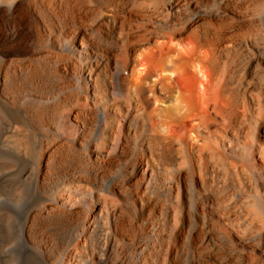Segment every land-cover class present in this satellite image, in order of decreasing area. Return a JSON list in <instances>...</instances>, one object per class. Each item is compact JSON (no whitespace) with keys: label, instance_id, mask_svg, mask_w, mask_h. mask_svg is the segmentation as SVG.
Segmentation results:
<instances>
[{"label":"bare ground","instance_id":"1","mask_svg":"<svg viewBox=\"0 0 264 264\" xmlns=\"http://www.w3.org/2000/svg\"><path fill=\"white\" fill-rule=\"evenodd\" d=\"M2 193L25 264H264V0H0Z\"/></svg>","mask_w":264,"mask_h":264},{"label":"rangeland","instance_id":"2","mask_svg":"<svg viewBox=\"0 0 264 264\" xmlns=\"http://www.w3.org/2000/svg\"><path fill=\"white\" fill-rule=\"evenodd\" d=\"M2 193L0 194V208H6L14 212V216L18 219V227L20 225L19 220L20 218H23V215L26 211V209L29 206V201L26 199H23L21 202H19L16 205H11L12 203V195ZM11 198V199H10ZM6 200V202H5ZM37 200L36 197L32 198L30 204L33 205L34 201ZM8 201V202H7ZM7 205V206H6ZM28 205V206H27ZM9 207V208H8ZM20 217V218H19ZM75 240H79V237H75ZM2 245V247H1ZM0 245V264H25V257H27V252L23 247L21 234L16 235V238L13 240H10L8 242H4V245Z\"/></svg>","mask_w":264,"mask_h":264}]
</instances>
